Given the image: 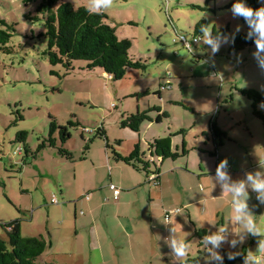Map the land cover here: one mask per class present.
<instances>
[{"label":"rangeland","instance_id":"1","mask_svg":"<svg viewBox=\"0 0 264 264\" xmlns=\"http://www.w3.org/2000/svg\"><path fill=\"white\" fill-rule=\"evenodd\" d=\"M40 2L0 0V19L8 25L0 24V30L11 34L5 51H0V225L19 220L23 237L50 239L47 232L51 233L48 256L43 254L38 261L55 264H169L171 249L164 238L170 237L174 227L190 245L187 264H206L208 253L201 241L204 235H196L199 230L209 234L221 225L237 233L243 229L231 219L233 210L224 208L223 200L211 203L203 214L204 204L185 209L181 199L190 200L192 193L201 196L203 190L207 192L208 180L215 182L216 158L209 155L214 150L209 131L212 119L231 137L219 146L218 154L220 161L227 159L229 173L237 175L232 179L264 171L260 167L264 126L252 115L251 102L238 91L253 89L264 97V70L253 57L255 43L232 55L228 54L230 43H224L212 57L207 45L197 51L198 45L192 43L191 54L178 37L181 33L189 39L202 35L195 32L202 20L212 32L226 28L229 36L239 26V33H247L248 26L231 12L235 0H113L110 8L101 10L107 17L105 23L115 28L119 39L131 42L129 57L144 66V70L128 69L119 81L100 69H86L84 61H75L70 71L49 65L42 55L46 40L38 37L44 32L46 17L36 14ZM63 2L74 9L90 7V0ZM34 16L39 19H28ZM145 91L148 95L141 96ZM262 104L264 99L257 109L264 114ZM153 107L167 118L161 116L157 123L158 113L150 111L152 122L143 123L139 133L120 127L126 116ZM49 117L60 126H67L68 121L77 124L68 127L70 139L62 146L71 153L69 160L60 157L56 148L37 152L47 139ZM98 129L105 131L106 139L96 135ZM181 129L186 132L172 137V149L180 151L184 141L189 153L175 161L154 159L163 181L161 189L147 184L144 172L112 158V150L127 156L137 143L149 158L148 145L154 139ZM20 131L27 134V154L24 144L17 141ZM92 163L99 169H92ZM173 167L177 169L170 170ZM150 168L153 171L154 166ZM202 174L212 175L199 182ZM109 175L112 182L118 180L120 200L97 205L103 203L101 195H111ZM99 183L102 186L93 189ZM138 184L122 201L125 185ZM100 188L105 193L99 194ZM59 191H64L63 196ZM215 191L223 193L218 184ZM53 195L61 205L50 204ZM250 195L257 200L256 194ZM90 204L94 207L89 208ZM248 204L264 237V205L250 197ZM163 208L166 212L179 209L180 214L170 215V224H165ZM188 213L195 225L188 221ZM0 238H5L1 227ZM260 239L247 236L238 248L224 243L218 251L221 255L223 251L240 253L244 247L246 254L256 253ZM258 254L264 264V250Z\"/></svg>","mask_w":264,"mask_h":264},{"label":"trees","instance_id":"2","mask_svg":"<svg viewBox=\"0 0 264 264\" xmlns=\"http://www.w3.org/2000/svg\"><path fill=\"white\" fill-rule=\"evenodd\" d=\"M33 1L35 0H24V3L27 4ZM63 1L64 0H41L35 10L37 15L46 16L44 20V32L39 34L38 37L43 36L46 40V49L42 55L47 59L49 65H60L66 71H70L73 69V63L75 61H84L86 63V69H100L104 74L115 81L123 79L128 69L144 70V66L140 62L133 61L129 57L128 51L131 48V42L128 39H119L117 37L115 28L105 23L107 17L102 11L96 14L94 12L90 13L85 7L74 9L70 3ZM206 1L210 2L213 0ZM245 3L247 6L253 8V10L264 6V4H260V0H245ZM53 8H55L54 11ZM28 19L36 21L39 18L38 16H34L28 17ZM239 19L243 24L247 25L242 17H239ZM0 24L8 27L4 20L0 19ZM201 25H207V22L204 20L199 21L195 26V32L201 33ZM217 33L225 34L227 30L226 28L218 32L213 30V35ZM246 34L247 33L234 32L229 35V55L251 46L254 43L253 40L245 38ZM10 38L11 34L6 30H0V51H5V46ZM50 75L54 76L56 73L50 71ZM238 91L251 102L252 115L262 121L264 126V114L257 109V106L264 97L251 89ZM139 95L140 94L137 96ZM147 95L148 93L146 91L141 94V96ZM150 111H156L158 113L155 119L157 123L160 122L161 116L167 118V114H159L161 112L160 109L153 107L148 111L141 113L137 111L135 114L126 116L120 122V127L128 128L138 133L143 123L152 122V119L148 115ZM49 118L50 124L47 139L37 146V152L45 147L56 148L60 157L66 160L71 159V153L66 151L62 146L70 139L68 127H75L77 124L68 121L67 126H60L52 117ZM209 131L214 143V150L210 151L209 155L216 158V166L220 163L217 161L218 148L219 146L221 147L228 138L226 134L219 129L215 119L211 120ZM185 132V130L181 129L174 134L154 139L148 145L149 158L146 157L145 152L140 149L139 143L134 145L127 156H122L112 150V158L116 163H123L135 171L144 172L145 178L153 184L156 182L155 186H157L159 184L160 171L159 168L155 166L154 159L162 163L165 160L175 161L180 157H185L189 153L186 142L182 141L180 151H178V149H172V137L184 135ZM26 135L25 131L18 132L16 135L17 141L24 144ZM96 135L106 139L103 129H98ZM203 135H206V133H203ZM57 143L59 146H57ZM23 146L25 154H27L28 150L25 144ZM105 148H110L108 143H105ZM86 149H88L87 146ZM150 165L154 166L153 171ZM151 176H155V181L150 180ZM53 197L56 196L53 195L50 197V204H58L57 198L56 203L52 202ZM0 227L3 228L5 232V238H0V264H53L39 262L45 252L46 242L41 237H23L21 235L22 229L19 220L1 224ZM205 234V230H199L196 233L199 237ZM227 253H229V251H223V256L225 257L224 264L242 263L246 255L244 247L233 260L227 259Z\"/></svg>","mask_w":264,"mask_h":264},{"label":"clouds","instance_id":"3","mask_svg":"<svg viewBox=\"0 0 264 264\" xmlns=\"http://www.w3.org/2000/svg\"><path fill=\"white\" fill-rule=\"evenodd\" d=\"M113 0H90V7L87 9L90 13L99 14L101 10L108 9L112 6ZM231 12L234 17H242L248 26L246 39L253 40L256 45V51L253 53L254 59L258 66L264 70V6L253 10L246 5L245 0H235L232 5ZM240 31L237 26L236 32ZM200 32L202 35L193 36L189 39L185 34H179L180 41L183 40L188 50L193 54L192 42L198 45L197 51L200 50V45H207L210 50V56L214 57L224 43L229 42V36L217 33L213 35L212 28L209 25H201ZM264 107V104L261 105ZM261 169H264V163L260 164ZM215 183L220 186L223 193L231 195V204L234 212L233 219L236 224L242 227V231L237 233L229 229V226H218L215 231L206 234L202 238V244L205 251L208 253L206 264L218 262L224 264L225 257L218 251L224 243H227L231 248H238L248 235L260 236L258 249L256 253L248 251L244 256L243 264H261L259 252L264 250V237L258 227L252 209L249 207V189L256 193V199L259 204L264 205V171L258 170L254 173L245 174L243 179H232L228 171L227 159L221 160L218 164L213 178ZM180 214L179 210L176 215ZM165 224H170L167 222ZM202 223L200 227H203ZM170 237L164 238V243L171 249L169 264H187V257L190 254V245L185 238L177 235V229L170 228ZM231 237V238H230ZM239 253H227V259L233 260Z\"/></svg>","mask_w":264,"mask_h":264},{"label":"crops","instance_id":"4","mask_svg":"<svg viewBox=\"0 0 264 264\" xmlns=\"http://www.w3.org/2000/svg\"><path fill=\"white\" fill-rule=\"evenodd\" d=\"M253 90V89H252ZM216 124H217V126L219 127V129L221 130V131H223L225 134H226V128L225 127H223L222 126V124L220 123H217L216 122ZM142 126V125H141ZM141 129V128H140ZM230 129H232V128H230ZM139 133V132H138ZM226 136H227V138H229L228 137V135L226 134ZM231 138V137H230ZM228 139L229 141H231V139ZM209 141V140H208ZM225 144V143H224ZM109 161V160H108ZM108 161L105 163V164H107L108 163ZM217 161L218 162H220V156H219V154H218V159H217ZM125 166H127V165H125ZM127 167H129V166H127ZM215 165H214V168H213V170H212V173H213V175H215ZM101 168H103V167H101ZM109 168V167H108ZM92 169H99V167H95L94 166V164L92 163ZM132 169V168H131ZM177 168L176 167H173L172 169H170V170H172V171H174V170H176ZM111 169L109 168V171H110ZM133 170V169H132ZM245 170H247V171H250L251 169L250 168H247V169H245ZM125 171V173L124 174H126V170H124ZM244 173V172H243ZM248 173V172H247ZM123 174V175H124ZM231 174V177L232 178H237L236 176V174L235 173H230ZM244 174H246V173H244ZM209 175H212V174H202V175H200V176H198V181L200 180V179H202L201 177H203V178H205V179H210V176ZM239 176H240V174H238ZM240 177H242V176H240ZM111 178H110V175H109V180H110ZM242 179V178H241ZM119 180H121V179H119ZM116 182H118V180L116 181ZM116 182H112L111 180L109 181V184H113V185H115L116 187L118 186V184L116 183ZM200 182V181H199ZM147 184H151V182L147 179V182H146ZM109 184H108V186H109ZM120 184L122 185V182H120ZM208 189H207V192L205 193V190H203L202 191V194H201V196H195L193 193H192V198L190 199V200H187V201H184V198H182L181 199V201H183L184 202V204L182 205V207H184L185 209L186 208H188V207H191V206H196V205H201V204H204L206 207H203V210L201 211V213H203V214H205L206 212H207V208L209 207V205L211 204V203H214V202H217V201H219V200H223V202H224V204H227L224 208H227L228 206L232 209V204H231V195L230 194H228V193H220V194H218V193H216V191H215V185H216V183L212 180V179H210V180H208ZM139 185L140 184H138V185H131V186H128V185H125L126 186V190H125V193H127V194H123V196H122V201H124L125 200V198L126 197H130L131 195H132V193H134L135 192V190L139 187ZM154 185V184H153ZM162 185H163V181L161 180V174H159V184L157 185L158 187H160V189L162 188ZM96 186H102V185H100V183H99V185H94V187H93V189L96 187ZM155 186V185H154ZM157 186H155V187H157ZM103 188V187H102ZM102 188H100L99 189V194H102V193H105L104 191H103V189ZM119 188V187H118ZM120 189V188H119ZM193 189V188H192ZM191 189V190H192ZM190 190V188L188 189V191L189 192H192ZM108 193H110L111 195H110V197H104L105 195H101V199L103 200V203H98L97 205H103L104 203H107V202H110V201H112V202H119V200H120V196H121V194H119V196H118V199L117 200H114L113 199V196H112V192L108 189ZM187 193V192H186ZM249 193L250 194H256L255 192L253 193V191L251 190V189H249ZM63 194H64V191H59V195H61V196H63ZM249 194V195H250ZM188 196H189V194L186 196V198H188ZM104 197V198H103ZM253 201H257V200H254L253 198H252V196L250 195L249 196ZM57 197H55V199H56ZM57 200H59L58 198H57ZM56 200V201H57ZM89 200V202H91V199H88ZM87 200V201H88ZM95 204V202H93V205ZM53 205H61V203L58 201V204H53ZM62 205H65V204H62ZM89 208H93L92 206H91V204L88 206ZM119 207H120V204H119ZM23 209H26L27 208V205H24L23 207H22ZM163 214H164V221H165V223H167V222H169L170 221V215H174V214H176V213H170V212H172V211H174L173 209H170V211H168V212H166L165 211V209L163 208ZM233 210V209H232ZM75 211H76V206L74 207V214H75ZM49 211H47L46 212V215H48V214H50V213H48ZM32 213V212H31ZM166 214H169V219H168V221L165 219V215ZM222 215H223V218H222V220L223 219H225V210H224V212H222ZM233 215H234V212H233ZM74 217H75V215H74ZM64 219H65V217H64ZM49 221V218H48V216H47V222ZM188 221L190 222V223H192L193 225H195L192 221H191V218L189 217V213H188ZM223 223H224V221H223ZM58 226H63L62 224H58ZM48 233V238H50V239H45V238H42L45 242H46V249H45V252H44V255H47L48 256V253H47V249H50L51 247H52V242L51 241H53L52 239H51V233H49V232H47ZM254 235H248V237H249V239H251L252 237H253ZM97 249H98V254L100 255V250H99V248H98V246H97ZM92 254H93V252L92 251H90ZM54 255H56V254H53V256ZM94 255V254H93ZM92 257H94V256H92ZM49 261V260H48ZM49 263H53V264H55L54 263V261H49Z\"/></svg>","mask_w":264,"mask_h":264},{"label":"built area","instance_id":"5","mask_svg":"<svg viewBox=\"0 0 264 264\" xmlns=\"http://www.w3.org/2000/svg\"><path fill=\"white\" fill-rule=\"evenodd\" d=\"M178 41H179L180 43H182V45L188 50V47L184 44V41H183V40L180 41V39L178 38ZM178 41H177V42H178ZM190 42L193 43V45L196 44L195 42H192V41H190ZM217 166H218V164L216 165V168H217ZM229 170H230V168L228 167V171H229ZM215 172H216V169H215ZM150 180L155 181V176H151V177H150ZM155 183H156V182H155ZM155 183H154V185H156ZM108 189L112 192L113 199H114V200H117V199H118V196H119V194H120V189H119L118 187H116L115 185H113V184H109ZM52 202L56 203V199H55V197H53ZM177 210H179V209H176V210H174V211H172V212H170V213H176ZM170 213H169V214H170ZM169 214H166V215H165V219H166L167 221H168V219H169Z\"/></svg>","mask_w":264,"mask_h":264}]
</instances>
